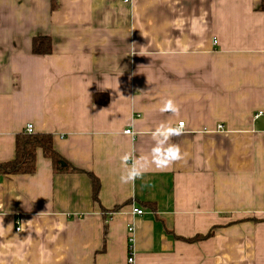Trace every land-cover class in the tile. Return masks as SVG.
Here are the masks:
<instances>
[{
  "label": "crops",
  "instance_id": "0c3cea01",
  "mask_svg": "<svg viewBox=\"0 0 264 264\" xmlns=\"http://www.w3.org/2000/svg\"><path fill=\"white\" fill-rule=\"evenodd\" d=\"M262 3L0 0V163L27 124L63 160L0 177V264H126L129 226L137 264H264ZM181 121L187 163L122 184Z\"/></svg>",
  "mask_w": 264,
  "mask_h": 264
},
{
  "label": "clouds",
  "instance_id": "9594fccd",
  "mask_svg": "<svg viewBox=\"0 0 264 264\" xmlns=\"http://www.w3.org/2000/svg\"><path fill=\"white\" fill-rule=\"evenodd\" d=\"M162 112H170L175 116H179L180 108L171 99L167 100L162 108ZM31 126H29L30 128ZM184 134L183 121L176 127H173L171 122H162L154 131L151 132L154 145L149 155L134 157L131 153H126L121 157V165L124 171L120 175L122 184H134L137 179H141L145 172L152 166L157 170H166L177 162L187 163L188 153L182 151L178 143H173L172 137L181 136ZM131 161V163H129ZM12 224L7 228L3 226V221L0 220V232H11Z\"/></svg>",
  "mask_w": 264,
  "mask_h": 264
},
{
  "label": "trees",
  "instance_id": "16d2710c",
  "mask_svg": "<svg viewBox=\"0 0 264 264\" xmlns=\"http://www.w3.org/2000/svg\"><path fill=\"white\" fill-rule=\"evenodd\" d=\"M261 9L264 10L262 3ZM51 52V41L49 38H33L32 53L45 55ZM95 99L96 96H95ZM41 152L43 157L49 159L54 171L62 172L61 164L63 160L53 148V139L50 134H26L25 132L15 136L14 158L10 161L0 163V177L7 175H29L35 172V160L37 152ZM72 172H78L71 169ZM92 179L93 198H96L99 183L90 175ZM210 235V234H209ZM208 236V235H207ZM200 237H195L187 242H194Z\"/></svg>",
  "mask_w": 264,
  "mask_h": 264
},
{
  "label": "built area",
  "instance_id": "2783aa9c",
  "mask_svg": "<svg viewBox=\"0 0 264 264\" xmlns=\"http://www.w3.org/2000/svg\"><path fill=\"white\" fill-rule=\"evenodd\" d=\"M123 2L124 3H128L129 2V0H123ZM180 124V123H179ZM178 124V125H179ZM177 125V126H178ZM29 126H31L30 128H29ZM219 129H221V127L219 126ZM25 133L26 134H33V126L32 125H30V124H27L26 126H25ZM126 133H129V131H126ZM132 214L133 215H138V216H140V215H142L143 213H142V211L141 210H139V209H133L132 210ZM20 230V228L19 227H17L16 228V231H19ZM128 242H129V249H128V254H127V258H126V264H137V262H136V259H135V255H134V253H133V242H134V236H133V228H132V226H129V228H128Z\"/></svg>",
  "mask_w": 264,
  "mask_h": 264
}]
</instances>
